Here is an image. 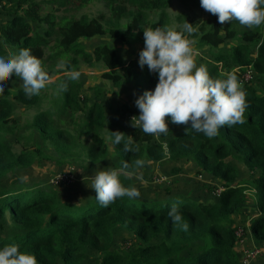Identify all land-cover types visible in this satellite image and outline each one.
Masks as SVG:
<instances>
[{"label":"trees","instance_id":"obj_1","mask_svg":"<svg viewBox=\"0 0 264 264\" xmlns=\"http://www.w3.org/2000/svg\"><path fill=\"white\" fill-rule=\"evenodd\" d=\"M94 1L103 2L109 15L101 14L98 18L83 15L79 19L56 17L58 12L80 11ZM189 1L196 3L198 0ZM171 3L172 0H0L4 13V19L0 18V52L29 48L44 65L49 63L54 68V75H59L51 84L56 95L52 107L36 114L29 128L49 143L61 159L73 162L79 140L67 126H75L77 114L84 111L80 97L82 85L77 80L68 82L66 92L57 90V85L66 80V71L74 70L79 62L101 64L104 80L115 88L130 85L138 97L153 90L158 82L157 74L150 72L146 65L143 69L139 67L138 58L125 61L118 47L104 43L87 51L78 47L79 41L109 37L126 43L129 34L143 31L151 13L159 12V21L154 27L166 25ZM46 10L47 14L43 15ZM33 24L47 25V30L41 34ZM263 32L264 24L252 28L237 21L221 24L217 16L206 19L198 30L201 47L217 49L228 40L237 42L230 51L216 57L218 63L208 68L210 75L219 76V63L230 59L243 71L252 67L262 85L260 90L244 86L248 107L243 123L223 126L211 139L191 129L186 132L189 124H172L170 117H166L167 122L181 131L177 136L165 143H157L154 135L133 127L129 136L132 137L131 146L137 151L124 152L123 143L129 138L122 125L107 123L100 100L93 101L88 108L85 127L89 142L85 145L84 159L88 160L89 167L104 161L109 154L102 136L108 125V132L124 134L121 144H113L120 165L121 161H127L131 169L137 158H148L152 162L167 158L192 161L198 171H204L221 183L218 203L195 202L181 193L166 191L150 197L159 198L157 201L141 196L122 197L108 207H102L95 199V190L89 198L72 203L60 198L53 189L27 181L21 183L17 172L42 158L43 152L41 149L16 152L6 143L5 136L17 133L13 118L15 103L34 108L41 103V95L26 97L21 86L11 91L4 89L0 94V247L16 243L20 251L34 253L38 264H90L85 262L89 248L99 254L95 264H242L233 217L245 206L247 195L245 188L235 184L239 174L233 161L243 163L255 174L253 186L258 213L252 220L250 232L264 244ZM257 45V57L253 59L251 49ZM61 59H72L63 70L55 68ZM94 95L101 99L106 93L98 87L94 89ZM123 112L133 111L124 107ZM121 181L125 186H134L131 176H122ZM173 204L189 224L187 232L174 226L167 217ZM118 229L131 233L137 246L127 245L114 250L113 235Z\"/></svg>","mask_w":264,"mask_h":264},{"label":"rangeland","instance_id":"obj_2","mask_svg":"<svg viewBox=\"0 0 264 264\" xmlns=\"http://www.w3.org/2000/svg\"><path fill=\"white\" fill-rule=\"evenodd\" d=\"M47 10L43 12V15L47 14ZM168 22L166 26L173 27L179 30V25L183 22H188L194 26V32L191 34L190 39L194 41V47L200 51V55L196 57V64H205L207 68L218 63L216 57L220 53L230 51L237 42L226 41L220 48H211L209 46L201 47L199 43L198 30L201 25L213 16L201 8L199 0L193 3L189 0H172L171 6L167 10ZM101 14L109 15L108 9L101 1H94L86 8L80 11H61L56 15L57 18L61 17H75L81 18L83 15H87L90 18H98ZM0 18L4 19L3 10L0 7ZM159 21V12L151 13L149 16L148 24L143 28L154 27ZM230 22V21H226ZM125 23V21H123ZM36 31L44 34L47 30V25L33 24ZM264 39V32L262 35ZM107 43L111 46L118 47L120 54L125 61H129L130 58L136 57L139 59V52L144 48V36L143 31L141 33L136 32L128 35V42L122 43L118 40L109 39V37H97L92 39L80 40L77 45L87 51H91L95 46ZM251 57L255 59L258 53V45L252 47ZM11 52H16L14 49H9ZM48 50L46 54L48 55ZM72 59L65 62L66 66L71 63ZM79 60V59H78ZM220 64V73L225 71H231L233 68L238 69L237 76L243 81L244 86L256 87L259 90L262 85H259L257 75L255 76L252 67L243 71L240 67L228 59ZM50 73L52 83L56 81L59 75H54V68L49 63L45 65ZM75 71H79L80 76L77 81L82 85L81 105L84 107L82 113L77 114V124L75 126H67L68 131L77 137L79 144L77 145L78 151L73 156V162H66L60 158L58 152L47 142L42 141L36 132L30 130L34 116L41 111L49 110L52 105L53 99L56 98L54 88L51 84L47 85L40 91L41 103L39 106L29 108L21 104H16L14 107L13 118L17 126V133L15 135L5 136L6 143L16 151L22 150H36L41 149L43 152L42 158H37L35 162L27 169L17 172V177L20 175H27V182L31 184H39L43 187L53 189L57 192L60 198H63L69 202L76 203L79 200L89 198L92 196L94 189L91 187V177L95 169H103L105 167H119L120 162L117 153L114 151L113 144L110 140V133L107 131L108 125L105 126L102 136L109 147V154L107 158L89 167L87 161L84 159V153L86 144L89 139L86 136L85 121L87 119L88 108L93 101L102 102L106 115L108 118L107 123L118 122L122 125L127 137L129 138V132L132 130V118L139 116V110L135 106L134 101L138 98L134 89L130 85H126L122 88H115L112 84L104 80L101 76L104 72V67L101 64H85L79 62L74 66ZM56 68V66H55ZM250 71L252 77L247 78L246 73ZM22 82L18 77L13 75L10 79L5 78V90H16L21 86ZM103 88L106 96L97 99L94 95V89ZM2 95V94H1ZM130 108L133 112L124 113L123 108ZM167 122V121H166ZM168 133L155 136L157 143H165L170 138L177 136L181 131L172 126L168 122ZM82 147V150H80ZM145 166L139 170V174L143 178V183L136 179V174L131 177L134 182V186L138 188L140 196L143 198H150L156 195H160L166 191H172V193H181L190 197L195 202L203 203H218L219 194L221 193L222 186L215 178L210 175H206L204 171H198L197 166L192 161H171L169 158L164 159L161 162H152L148 158ZM150 161V163H148ZM233 165L238 170V179L236 185L245 188V195L247 200L245 206L233 217L234 226L241 233L240 239L237 240V251L242 264H264V253L259 255H253L256 250H261L264 244L257 241L250 232V225L252 220L258 213V208L255 200V189L253 186V180L255 174L239 161H233ZM65 172L71 175L72 181L63 186H56L53 183V179L60 172ZM55 186V187H53ZM15 232V230H13ZM130 245L131 248L137 246V242L131 233L125 230L118 229L114 231L113 235V249L120 250L122 247ZM99 261V254L96 250H88L86 263L95 264ZM59 264H62L61 262Z\"/></svg>","mask_w":264,"mask_h":264},{"label":"clouds","instance_id":"obj_3","mask_svg":"<svg viewBox=\"0 0 264 264\" xmlns=\"http://www.w3.org/2000/svg\"><path fill=\"white\" fill-rule=\"evenodd\" d=\"M199 2L201 8L217 16L218 23L237 21L248 28L264 24V0ZM194 30V26L186 21L179 25V30L166 25L143 28L144 48L139 52L138 65L141 69L146 65L150 72L158 76L154 89L145 91L134 101L140 114L132 118V126L138 127L145 134L166 135L169 131L166 117H170L172 124H189L186 132L191 129L209 139L217 136L223 126L243 123L248 107L247 93L243 81L236 74L238 69L233 68L214 77L205 64L197 65L196 57L200 51L190 39ZM56 68L65 69V62L61 59ZM13 75L20 79L23 92L29 98L39 95L42 89L53 82L42 59L33 55L29 48L0 52V94L5 89V78L10 79ZM64 75L66 80L57 85L60 92H66L68 82L77 80L80 73L69 69ZM109 133L112 144H121L123 133ZM131 145L132 137L129 136L123 143V151H137ZM145 163V160L137 158L132 162L131 169L127 161H121L119 167L95 169L89 177L90 188L95 190V199L100 206L108 207L122 197L138 198V188L125 186L121 177L136 174V179L143 183L139 170ZM18 179L24 183L28 176L20 175ZM167 217L174 226L188 231L189 224L183 219L176 204L171 205ZM0 264H38V261L34 253L20 251L18 244L11 243L0 247Z\"/></svg>","mask_w":264,"mask_h":264},{"label":"built area","instance_id":"obj_4","mask_svg":"<svg viewBox=\"0 0 264 264\" xmlns=\"http://www.w3.org/2000/svg\"><path fill=\"white\" fill-rule=\"evenodd\" d=\"M246 77L247 78H251L252 77V75H251V73H250V71H247V73H246ZM72 180V177H71V175L70 174H68V173H65V172H60V173H58L56 176H55V178L53 179V183L55 184V185H60L61 183H65V182H70ZM222 191V190H221ZM236 235H237V238H238V240L240 239V236H241V233L237 230V233H236ZM262 253H264V247H263V249H261V250H256L254 253H253V255H259V254H262Z\"/></svg>","mask_w":264,"mask_h":264},{"label":"water","instance_id":"obj_5","mask_svg":"<svg viewBox=\"0 0 264 264\" xmlns=\"http://www.w3.org/2000/svg\"><path fill=\"white\" fill-rule=\"evenodd\" d=\"M144 199H147V200H150V201H157L159 198H157V197H154V198H144Z\"/></svg>","mask_w":264,"mask_h":264}]
</instances>
